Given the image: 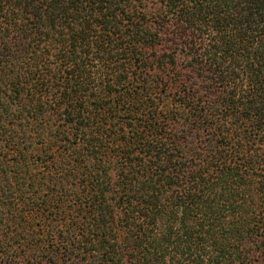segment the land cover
Segmentation results:
<instances>
[{"label": "trees", "instance_id": "obj_1", "mask_svg": "<svg viewBox=\"0 0 264 264\" xmlns=\"http://www.w3.org/2000/svg\"><path fill=\"white\" fill-rule=\"evenodd\" d=\"M0 264H264V0H0Z\"/></svg>", "mask_w": 264, "mask_h": 264}]
</instances>
